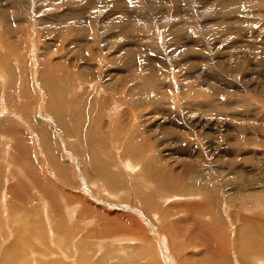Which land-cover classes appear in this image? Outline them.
Masks as SVG:
<instances>
[{"label": "rangeland", "instance_id": "rangeland-1", "mask_svg": "<svg viewBox=\"0 0 264 264\" xmlns=\"http://www.w3.org/2000/svg\"><path fill=\"white\" fill-rule=\"evenodd\" d=\"M225 1L0 0V264L264 258V0Z\"/></svg>", "mask_w": 264, "mask_h": 264}, {"label": "bare ground", "instance_id": "bare-ground-1", "mask_svg": "<svg viewBox=\"0 0 264 264\" xmlns=\"http://www.w3.org/2000/svg\"><path fill=\"white\" fill-rule=\"evenodd\" d=\"M226 1H227V0H226ZM226 1L223 2V3L218 4V6H217L218 9H219L221 12H222V10H227V9H229V8L232 7V4H229V3L226 2ZM249 1H250V0H245L246 3L250 4L251 1H250V2H249ZM140 4H141V3H140ZM146 6H147V5H146ZM150 7L152 8L153 6H150ZM232 8H233V7H232ZM136 10H137V9H136ZM214 10H215V9H214ZM139 12H140V11H139ZM139 12H138V13H139ZM147 12H148V9H146V10H141V12L139 13V15L141 16V14H143L142 16H144V14L147 13ZM223 12H225V11H223ZM223 12H222V13H223ZM222 13H220V14H222ZM157 15H158V14H157ZM157 15H156V16H157ZM138 18H139V17H138ZM179 18H180V17H179ZM124 21L126 22L127 20H124ZM138 24H139V23H138L137 21L132 23V25H134V26H133L134 28L137 27ZM130 25H131V24H130ZM130 25H129V26H130ZM132 25H131V27H132ZM113 26H114V25H113ZM117 26H118V24H117ZM146 26H147V25H146ZM114 27H115V26H114ZM133 27H132V28H133ZM127 32H128V31H127ZM90 41H91V40H90ZM76 42H78V41H76ZM86 48H87V47H86ZM1 56H2V58H4L3 55H1ZM0 61H1V60H0ZM5 61H6V60H2V62H4V63H5ZM0 64H1V63H0ZM5 64H6V63H5ZM3 67H4V66H3ZM6 70H7V69H6ZM0 72H1V71H0ZM0 75H2V74H0ZM2 77H3V76H2ZM2 77H1V78H2ZM3 79H4V78H3ZM0 82H1V81H0ZM113 105H114V104H113ZM56 106H57V105H56ZM116 106H117V105H116ZM53 108H54V107H53ZM113 108H115V107H113ZM54 109H55V108H54ZM54 109H53V111H54V113H55V110L57 111L58 109H55V110H54ZM115 109H117V108H115ZM59 111H60V109H59ZM60 112H61V111H60ZM111 113H112V112H111ZM113 113H114V111H113ZM62 114H64V112H63ZM65 114H66V113H65ZM57 115L60 116V114H57ZM17 116H18V115H17ZM58 116H57V117H58ZM18 117H20V116H18ZM59 118H60V117H58L57 119H59ZM20 120H21V119H20ZM66 124H67V123H66ZM75 126H79V125H75ZM71 128H72V127L68 125V128H67V129H68V132H69V131L71 132ZM73 128H74V130H75V127H73ZM74 130H73V132H72L73 134H75ZM94 133H95V132H94ZM88 134H89V133H88ZM96 135H97V134H94V136H96ZM90 136H91V135H90ZM92 138H93V135H92ZM96 139H97V138H96ZM102 139H103V138H102ZM93 140H94V139H93ZM85 142H86V141H85ZM85 142H84V144H85ZM87 142H88V141H87ZM86 145H87V143H86ZM46 148H47V147H46ZM127 149H128V147H127ZM133 151H134V150H133ZM5 152H6V151H5ZM48 152H49V151H48ZM48 154H49V153H48ZM82 154H83V153H82ZM84 154H85V153H84ZM52 155H53V154H52ZM54 156H55V155H54ZM55 158H56V157H55ZM55 158H54V159H55ZM83 159H84V158H83ZM133 159H134V158H133ZM140 159H141V158H140ZM51 160H52V159H51ZM58 160H59V159H58ZM52 161H53V160H52ZM86 161H89V160L86 159ZM98 161H99V160H98ZM50 162H51V161H50ZM53 162H54V161H53ZM57 163H58V162H57ZM98 165H99V164H98ZM56 166H57V165H56ZM128 166H129V168L126 167L127 169L132 168L128 173H130V172H132V171H135L136 168H138V165H137L136 163H134V164L132 165V167H130V164H129ZM103 168H104V167H103ZM123 168H124V167H123ZM95 169H96V168H95ZM35 170H36V169H35ZM103 170H104V169H103ZM114 173H115V172H114ZM117 173H118V172H117ZM120 177H121V176H120ZM2 181H4V180L2 179ZM94 181H95V180H93V183H97L96 181H95V182H94ZM10 188H11V187H10ZM52 190L55 191L54 189H50V194H51V195H53V194H52ZM53 193L55 194V192H53ZM173 196H175V195H173ZM181 198H182V197H181ZM4 199H5V198H4ZM25 199H26V198H25ZM168 199H169V198H168ZM51 200H53V202H54V199H51ZM49 201H50V200H49ZM4 202H5V201H4ZM145 202H147V201H145ZM166 202H167V201H166ZM69 203H70V202H69ZM48 204H49V203H48ZM51 204H52V202L48 205V206L50 207L48 210H47V207L44 209V212H45V213H44V216H45L49 221L52 220V217H55L57 214H60V213H58V212L55 213L56 208L58 209L59 206L57 207V205H55V206L53 207V205H51ZM66 204H67V202H66ZM146 204H147V203H146ZM73 205H74V203H73ZM5 206H6V204H5L3 207H5ZM3 207H2V209H4ZM44 207H45V206H44ZM44 207H43V208H44ZM60 208H62V207H60ZM69 208H70V207H69ZM80 208H82V206H81ZM2 209H1V210H2ZM63 209H64V208H63ZM76 209H77V208L74 206V209L70 210V211H71V212H70V215H73V216H74V213H75ZM78 209H79V208H78ZM83 209H85V207L82 208V211H84ZM10 210H11V209H10ZM65 210H66V208H65ZM65 210H64V212H65ZM87 210H88V212H90L89 209H86V211H87ZM79 211H81V210H79ZM82 211H81V212H82ZM32 212H33V210H32ZM68 212H69V210L66 211V214H67V215H68ZM137 212L140 213L139 211H137ZM2 213H3V212H2ZM8 213H9V215H10V214H13L12 212H9V211H8ZM36 213H37V212H36ZM3 214H4V213H3ZM41 214H42V213H41ZM83 214H84V217H83V218L85 219V214H86V213H85V212H82L81 215L83 216ZM4 215H5V214H4ZM31 215H33V214H31ZM70 215H69V216H70ZM78 215H79V214H78ZM78 215H77V216H78ZM86 215H87V214H86ZM44 216H43V217H44ZM75 216H76V214H75ZM155 216H156V215H155ZM3 217H4V216H3ZM65 217H66V215H65ZM80 217H81V216H80ZM141 217H142V216H141ZM78 218H79V216H78ZM142 218H143V217H142ZM2 219H5V218H2ZM44 219H45V218H44ZM44 219H43V220H44ZM154 219H155V218H154ZM69 220H70V219H69ZM80 220H81V219H80ZM111 220H112V219H111ZM4 223H5V222H4ZM54 223H57V222L54 221ZM87 223H88V222H87ZM48 225H49V224H48ZM57 225H58V224H57ZM78 225H79V224H78ZM11 226H12V225H11ZM58 226H59V225H58ZM58 226H54V225H53L52 228L54 229V231H55V230H61V229L63 230L62 227H58ZM79 226H81V225H79ZM12 227H13V226H12ZM54 227H55V228H54ZM9 228H10V227H9ZM13 228H15V227H13ZM43 228H44V227H43ZM48 228H49L48 230H52V231H53V229H51L50 227H48ZM83 228L85 229V227H83ZM83 228H79V229H82V230H83ZM11 229H12V228H11ZM2 230H3V229H2ZM2 230H0V231H2ZM14 230H15V229H14ZM45 230H46V229H45ZM45 230H44V231H45ZM3 231H4V230H3ZM3 231H2V232H3ZM90 231H91V230H90ZM2 232H1V233H2ZM10 232H12V231H10ZM15 232H16V231H15ZM7 233H8V232H7ZM59 233H60V232H59ZM85 233H86V232H85ZM16 234H18V233H15V235H16ZM54 234H55V233H54ZM54 234H52V235L54 236ZM87 234H88V232H87ZM0 235H1V234H0ZM15 235H14V236H15ZM44 235H45V234H44ZM60 235L63 236L62 233H61ZM1 236H2V235H1ZM1 236H0V237H1ZM20 236H22V234H20L18 237H20ZM23 236H26V235H23ZM46 236H47V235H46ZM53 236H52V237H53ZM64 236H65V234H64ZM86 236H87V235H86ZM104 236H105V235H104ZM164 236H165V235H164ZM7 237H8V235H7ZM55 237H58V236H55ZM65 237H66V239H67V236H65ZM65 237H64V238H65ZM106 237H107V236H106ZM24 238H25V237H24ZM60 238H61V237H58V239H60ZM68 238H69V236H68ZM118 238H120V237H118ZM251 238H253V237H251ZM4 239H5V238H4ZM14 239H17V237L14 238ZM27 239H28V237H27ZM29 239H30V238H29ZM29 239H28V240H29ZM2 240H3V239H2ZM17 240H20V239H17ZM17 240H15V242H17ZM21 240H22V238H21ZM23 240H24V239H23ZM28 240H27V241H28ZM55 240H56V239H55ZM67 240H69V239H67ZM131 240H132V239H131ZM163 240H164V239H163ZM29 241H30V240H29ZM29 241H28V242L23 241V242H25V245H26L27 243H29ZM57 241H58V240H57ZM61 241H62V240H61ZM63 241H64V242H63V245H64V244H67L68 242H71V244L73 243L72 240H71V241H70V240L67 241V243L65 242L64 239H63ZM124 241H127V240H126L125 238H122V237H121V240H120V241H119L118 239H115V238L111 240V242L114 243V244H115V243H117V244L120 243V244H121V242H124ZM128 241H129V239H128ZM168 241H169V240H168ZM13 242H14V240H13ZM20 242H21V241H20ZM53 242H54V240H53ZM249 242H250V241H249ZM59 243H61V242H59ZM164 243H165V242H164ZM9 244H10V243H9ZM53 244H54V243H53ZM68 244H70V243H68ZM71 244H70V245H71ZM120 244L117 245V248H118L117 250H118V252L123 251V254H124V252H125L124 246H121ZM244 244H246V243H244ZM10 245H13L12 242H11ZM28 245H29V244H27L26 246L28 247ZM50 245H51V244H50ZM70 245H69V246H70ZM72 245H73V244H72ZM72 245H71V246H72ZM80 245H81V243H78L77 246L79 247ZM125 245H126V244H125ZM166 245H168V244H166ZM241 245H242V244H241ZM248 245H249V244H248ZM248 245H246V248H240V249H241L240 251L243 253V254H241V255L245 257L244 260H248V261H250L251 259H253V261H252L253 264H257V263L260 262L259 260H263V261H261V263H263V262H264V258L257 257V255H259V254H257V255L255 256V251H254V252L251 251V250H250V247H249ZM19 246H24V245H23V244L19 245V241H18V244H17V246H15V248H17V247H19ZM58 246H61V245H58ZM66 246H67V245H66ZM129 246H130V245H129ZM129 246H128V248H129ZM247 246H248V247H247ZM12 247H13V246H12ZM48 247H49V246H48ZM51 247H53V246L51 245ZM73 247H74V245L71 247V250H72ZM125 247H126V246H125ZM24 248H26V247H24ZM58 248H59V247H58ZM60 248H62V247H60ZM81 248H82V247H81ZM81 248H80V249H81ZM154 248H156V247H154ZM3 249H4V248H3ZM18 249H19V248H18ZM18 249H17V250H18ZM21 249H22V248H21ZM54 249H55V248H54ZM62 249H63V248H62ZM76 249H77V247H76ZM99 249H100V248H99ZM135 249H136V248H135ZM4 250H5V249H4ZM9 250H10V249H9ZM14 250H15V249H14ZM19 250H20V249H19ZM63 250H65V248H64ZM131 250H132V247H131ZM136 250H137V249H136ZM258 250H259V249H258ZM10 251H11V250H10ZM10 251H8V252H10ZM48 251H52V249H50V250L48 249ZM100 251H101V249H100ZM8 252H7V253H8ZM66 252H67V249H66ZM66 252H63V253H66ZM77 252H79V251H77ZM116 252H117V251H116ZM134 252H135V251H134ZM11 253H12V251H11ZM11 253H10V254H11ZM42 253H43V252H42ZM48 253H49V252H47V254H48ZM44 254H45V253H43L42 255H44ZM55 254H58V251H57V253H55ZM70 254H71V253H70ZM70 254H67L66 256H68V255H70ZM103 254H104V253H103ZM125 254H127V253H125ZM132 254H133V253H132ZM132 254H131V255H132ZM134 254H135V253H134ZM71 255H73V254H71ZM78 255H79V254H78ZM78 255H76V257H78V258L75 257V258H76V261H75L76 263H75V264H87V263H88V262H87V261H88L87 259L84 258V260H83V259H81V258L79 257L81 254H80L79 256H78ZM105 255H106V254H105ZM35 256H36V255H35ZM35 256H34V258H35V259H38V258H36ZM122 256H123V255H122ZM126 256H128V255H125L124 257H126ZM157 256H158V254H157ZM45 257H46V255H45ZM50 257H51V256H50ZM59 257H60V256H59ZM81 257H83V256H81ZM101 257H102V256H101ZM30 258H31V256H30ZM42 258H43V257H42ZM42 258H41V260H42ZM53 258H54L53 260H56V257H53ZM71 258H72V257H71ZM57 259H59V258H57ZM67 259H68V258H67ZM123 259H124V258H123ZM125 259H126V258H125ZM171 259H172V258H171ZM173 259H174V258H173ZM41 260H38V261L35 262V263H37V264H41V262H40ZM47 260H48V259H46V261H45V260H42V262L45 261V263H47V264H51V262H52V263H56V262H53V261H51V262H50V261L47 262ZM61 260H63V259L61 258ZM73 260H75V259L73 258ZM8 261L10 262L11 260L8 259ZM29 261H32V260H29ZM64 261H65V260H64ZM58 262H60V259L58 260ZM90 262H91V261H90ZM90 262H89V263H90ZM149 262H150V264H151V261H149ZM169 262H171V261H169ZM246 262H247V261H246ZM45 263H42V264H45ZM60 263H62V264H67L68 262H67V263H65V262H64V263H63V262H60ZM60 263H57V264H60ZM5 264H6V263H5ZM68 264H72V262L70 261ZM148 264H149V263H148ZM172 264H173V263H172ZM248 264H249V263H248ZM259 264H260V263H259Z\"/></svg>", "mask_w": 264, "mask_h": 264}]
</instances>
